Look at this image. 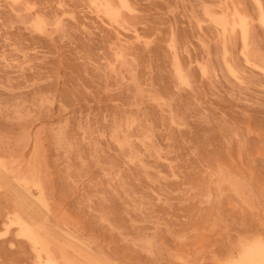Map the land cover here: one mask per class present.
I'll return each instance as SVG.
<instances>
[{"label": "rangeland", "instance_id": "1", "mask_svg": "<svg viewBox=\"0 0 264 264\" xmlns=\"http://www.w3.org/2000/svg\"><path fill=\"white\" fill-rule=\"evenodd\" d=\"M119 1L0 0V264L47 259L15 214L57 264L264 242V0Z\"/></svg>", "mask_w": 264, "mask_h": 264}, {"label": "bare ground", "instance_id": "2", "mask_svg": "<svg viewBox=\"0 0 264 264\" xmlns=\"http://www.w3.org/2000/svg\"><path fill=\"white\" fill-rule=\"evenodd\" d=\"M120 1H121V3H120ZM119 1V3L121 4V8H123V7H126V5H127V3H126V0H120ZM105 4H104V7L103 8H105V12H108V11H111V8L112 7H110V4L106 1V2H104ZM125 5V6H123V5ZM258 5V4H257ZM123 6V7H122ZM128 7V6H127ZM126 7V8H127ZM107 8H109L110 10H108ZM115 8V7H114ZM101 9H102V6H101ZM106 9L108 10V11H106ZM115 9H118V8H115ZM114 9V10H115ZM123 9H125V8H123ZM102 10H104V9H102ZM112 10H113V8H112ZM127 10H129V9H127ZM112 12V11H111ZM114 12H116L117 14H118V12L117 11H114ZM235 12V16L239 19L238 21H240V23H238V24H236V25H238L239 26V28H240V30H241V35H242V42L244 43L243 45L244 46H246V42H247V17L246 16H244V15H242L240 12H238V11H234L233 10V13ZM104 13V12H103ZM116 13H115V15H116ZM106 14V13H105ZM108 14V13H107ZM106 14V15H107ZM113 14V13H112ZM111 14V15H112ZM109 15H110V13H109ZM109 15L108 16H106V17H109ZM114 14L112 15V17L110 18V20H112L113 21V16L114 17H116ZM223 16L226 18V16L223 14ZM38 17V16H37ZM118 17H119V14H118ZM117 17V18H118ZM223 18V17H222ZM234 18V17H233ZM227 19V18H226ZM117 19H115V21H116ZM216 20V19H215ZM223 21V20H222ZM228 21V20H227ZM233 21H234V19H233ZM259 21H260V23L261 24H263V26H264V13L262 12V11H260L259 10ZM114 22V21H113ZM219 22V21H218ZM224 22L226 23V21H225V19H224ZM234 23H236V22H234ZM233 23V24H234ZM233 24H231V26L233 25ZM235 25V26H236ZM225 26H227L226 24L224 25V27ZM234 25H233V27H235ZM229 28H230V26H229ZM223 29V28H222ZM230 29H232V27L230 28ZM235 29V28H234ZM231 31V30H230ZM224 33H226V30H225V32ZM247 61H249L248 59H247ZM180 75V74H179ZM181 77V76H180ZM181 81V80H180ZM34 146V145H33ZM16 167V166H15ZM10 170V169H9ZM18 170V169H17ZM12 173V172H11ZM13 174V173H12ZM16 180H18V181H20L21 180V178L19 179V177H18V179H16ZM22 181V180H21ZM20 181V182H21ZM24 184H28V182L29 181H26V180H24L23 179V181H22ZM35 184V183H34ZM36 186H37V184H36ZM30 191V190H29ZM41 192V191H40ZM40 195V194H39ZM40 196H42V195H40ZM42 198V197H41ZM19 200H20V198H18ZM43 200V199H42ZM16 216H17V219L18 220H20L21 221V223H22V228H23V231L28 235V237H30V239H31V241L30 242H32V243H34L35 245L36 244H39L40 246H41V248L43 249V248H45L46 249V253H47V259H46V261H45V263L44 264H57L56 262H55V259L53 258V256L51 255V254H49L47 251H48V249H47V241H46V239H45V234L42 232V226L40 225V224H36V223H33V221H31V217H29V216H27L26 215V217H23L22 218V216L21 215H19V214H15ZM14 215V216H15ZM53 217V216H52ZM60 220V219H59ZM18 222V221H17ZM19 223V222H18ZM18 226H20V225H18ZM24 232H22V233H24ZM22 233H20V234H22ZM24 233V234H25ZM23 235V234H22ZM27 235H26V237H27ZM24 236V235H23ZM25 237V236H24ZM27 239V238H26ZM34 245V246H35ZM41 249H39L38 251H40ZM51 250V249H50ZM35 251H36V249H35ZM41 253H42V250L40 251ZM39 252V253H40ZM262 254H264V242H261V240H259V239H254L253 241H250L249 243H247V244H245L244 245V248H243V251H242V253L239 255V258L238 259H236L235 260V262H237V264H260V261H261V259H262ZM44 258V257H43ZM59 258V257H58ZM65 261H67L69 264H76L75 262H73L72 260H70V259H67L65 256H63L62 257ZM62 259V260H63ZM41 261V260H40ZM96 262V261H95ZM40 263V262H39ZM97 263V262H96Z\"/></svg>", "mask_w": 264, "mask_h": 264}, {"label": "snow or ice", "instance_id": "3", "mask_svg": "<svg viewBox=\"0 0 264 264\" xmlns=\"http://www.w3.org/2000/svg\"><path fill=\"white\" fill-rule=\"evenodd\" d=\"M260 264H264V254H262V259L260 261Z\"/></svg>", "mask_w": 264, "mask_h": 264}]
</instances>
